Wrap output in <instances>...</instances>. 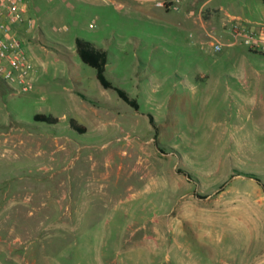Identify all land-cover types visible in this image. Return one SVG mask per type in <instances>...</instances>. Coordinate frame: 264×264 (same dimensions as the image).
<instances>
[{
  "label": "rangeland",
  "instance_id": "1",
  "mask_svg": "<svg viewBox=\"0 0 264 264\" xmlns=\"http://www.w3.org/2000/svg\"><path fill=\"white\" fill-rule=\"evenodd\" d=\"M33 1L18 31L35 90L1 82L0 135L54 139L0 144V264H264V54L223 28L226 13L264 24V0L191 3L221 20L202 38L183 0ZM77 38L108 53L139 110L102 87Z\"/></svg>",
  "mask_w": 264,
  "mask_h": 264
},
{
  "label": "built area",
  "instance_id": "2",
  "mask_svg": "<svg viewBox=\"0 0 264 264\" xmlns=\"http://www.w3.org/2000/svg\"><path fill=\"white\" fill-rule=\"evenodd\" d=\"M32 0H0V80L12 91L29 93L35 89V65L30 59L26 43L19 35L23 25L34 26L29 14ZM181 0H154L157 8L178 10ZM226 33L241 38L252 52L264 54V24H251L244 19L228 15ZM219 50L220 46L215 45Z\"/></svg>",
  "mask_w": 264,
  "mask_h": 264
},
{
  "label": "trees",
  "instance_id": "3",
  "mask_svg": "<svg viewBox=\"0 0 264 264\" xmlns=\"http://www.w3.org/2000/svg\"><path fill=\"white\" fill-rule=\"evenodd\" d=\"M75 42H76L77 54L79 55V57L83 63H85L86 65H88V66H90L96 70L97 78H98L100 84L102 85V87L104 89H107V90L113 89L126 104H128L129 106H131L135 110H139L138 101L136 99L131 98L125 90L114 85L113 82L111 80H109V78L107 77L106 68H107V64L109 61L108 53L102 49L97 48L93 43L86 41L82 38H77ZM1 82L2 81L0 80V88H1V86H3L2 83H4V82H2V83ZM34 120L36 122H43V123H47L50 125L57 124L59 121L57 118H55L51 115H45V114H36L34 116ZM149 121H150L151 125L154 127V129H156L157 126H156L154 117L152 115H149ZM15 125L19 128H21L23 126V124L18 123V122H16ZM70 127L73 130H76L80 133L86 132V128L84 126L79 125L77 123V121L74 119H72L70 121ZM156 143H157V145H159L157 140H156ZM179 173L185 174L189 178H191V176L182 169H179ZM249 177L254 178L258 182L261 183L260 179L258 177H256L255 175L249 174Z\"/></svg>",
  "mask_w": 264,
  "mask_h": 264
},
{
  "label": "crops",
  "instance_id": "4",
  "mask_svg": "<svg viewBox=\"0 0 264 264\" xmlns=\"http://www.w3.org/2000/svg\"><path fill=\"white\" fill-rule=\"evenodd\" d=\"M35 1L36 0L33 1L34 4H35ZM113 1H123V2H128V3H144L147 0H113ZM209 1L210 0H204L200 4V7L207 8L209 6ZM197 2H198V0H185V2L183 0V4L185 3L187 12L190 15L189 18L191 19L192 30L194 31V33H197L202 38L203 36H205L211 32L217 31L216 29H219L220 24H221V20H220V18H217V16L219 15L217 13V11L214 13V15L209 20L206 21V20H203L200 15L199 16L196 15L193 10L188 9V7L191 3L196 4ZM228 15H231V14L226 13V17ZM231 16H234V15H231ZM227 24H228V22L226 21L225 26H223L224 33H226L225 28H226ZM226 34H228V33H226ZM35 68H36V65H35ZM35 73H36V71H35ZM91 112H93V110ZM24 131L25 130H15L12 133H10L9 138H7V139H3L2 136L0 135V144L2 143L4 145H8L11 142L14 144H16L17 142L27 144L28 142L31 143L33 140H35V142L38 141V143L41 146L42 145H45V146L48 145V148H50L49 144H51V140L54 139V138H50L51 136L41 134V135L35 137V135H33L32 133H28V132H24ZM67 139L69 141L71 140L70 138H67ZM63 147H65V146H63Z\"/></svg>",
  "mask_w": 264,
  "mask_h": 264
}]
</instances>
